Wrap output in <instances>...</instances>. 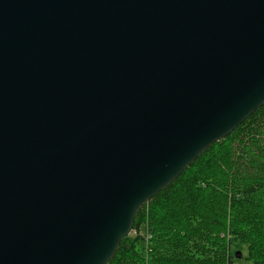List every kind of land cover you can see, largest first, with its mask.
<instances>
[{
    "label": "water",
    "instance_id": "95a60500",
    "mask_svg": "<svg viewBox=\"0 0 264 264\" xmlns=\"http://www.w3.org/2000/svg\"><path fill=\"white\" fill-rule=\"evenodd\" d=\"M263 105L264 0H0V264H108Z\"/></svg>",
    "mask_w": 264,
    "mask_h": 264
},
{
    "label": "trees",
    "instance_id": "16d2710c",
    "mask_svg": "<svg viewBox=\"0 0 264 264\" xmlns=\"http://www.w3.org/2000/svg\"><path fill=\"white\" fill-rule=\"evenodd\" d=\"M108 264H264V105L138 211Z\"/></svg>",
    "mask_w": 264,
    "mask_h": 264
},
{
    "label": "rangeland",
    "instance_id": "374dc122",
    "mask_svg": "<svg viewBox=\"0 0 264 264\" xmlns=\"http://www.w3.org/2000/svg\"><path fill=\"white\" fill-rule=\"evenodd\" d=\"M130 236V235H129Z\"/></svg>",
    "mask_w": 264,
    "mask_h": 264
}]
</instances>
